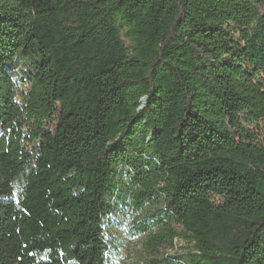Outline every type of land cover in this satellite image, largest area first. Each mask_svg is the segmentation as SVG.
Listing matches in <instances>:
<instances>
[{
    "label": "trees",
    "instance_id": "trees-1",
    "mask_svg": "<svg viewBox=\"0 0 264 264\" xmlns=\"http://www.w3.org/2000/svg\"><path fill=\"white\" fill-rule=\"evenodd\" d=\"M263 121L264 0H0V264H264Z\"/></svg>",
    "mask_w": 264,
    "mask_h": 264
},
{
    "label": "rangeland",
    "instance_id": "rangeland-1",
    "mask_svg": "<svg viewBox=\"0 0 264 264\" xmlns=\"http://www.w3.org/2000/svg\"><path fill=\"white\" fill-rule=\"evenodd\" d=\"M121 37L126 47L130 46L129 38L125 36L124 29L121 31ZM21 102L20 99H17ZM255 130L257 141L264 145V121L259 124L257 127H253ZM26 130V129H24ZM27 150L31 149V145H25ZM121 182H126V178L123 176ZM158 207H152L151 210H157ZM131 220L126 217V210L123 209V212L114 211L110 219L105 223V230L108 238L112 242V246H115L114 254L112 256V264H135L138 262L144 255H147L146 252V240L148 234H143L140 236H131ZM170 228L175 230L177 233L181 232V227L177 223L168 224ZM166 228V226H162ZM158 228L152 230L153 233L157 232ZM193 246L192 243L176 237L173 241V247L161 248V252L166 255H179L185 253L187 250L191 249Z\"/></svg>",
    "mask_w": 264,
    "mask_h": 264
}]
</instances>
